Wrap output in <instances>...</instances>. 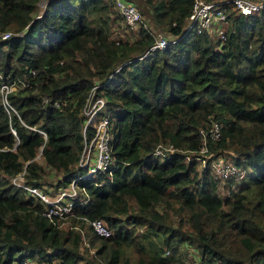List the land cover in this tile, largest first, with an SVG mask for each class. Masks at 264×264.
Masks as SVG:
<instances>
[{
    "label": "trees",
    "instance_id": "obj_1",
    "mask_svg": "<svg viewBox=\"0 0 264 264\" xmlns=\"http://www.w3.org/2000/svg\"><path fill=\"white\" fill-rule=\"evenodd\" d=\"M141 1L173 35L143 55L154 39L143 20L134 37H110L112 0H0V75L14 82V110L0 101V264H177L184 245L197 252L192 264H264V3L226 10L212 36L184 27L192 0ZM94 83L111 120L110 176L77 179L86 200L48 218L43 201L9 178L23 170L40 186L37 150L61 171L55 189L82 171L80 108ZM212 119L220 134L207 149L229 148L244 170L220 183L225 195L207 165L186 158ZM162 143L174 149L160 156ZM92 218L110 233L98 234Z\"/></svg>",
    "mask_w": 264,
    "mask_h": 264
},
{
    "label": "built area",
    "instance_id": "obj_2",
    "mask_svg": "<svg viewBox=\"0 0 264 264\" xmlns=\"http://www.w3.org/2000/svg\"><path fill=\"white\" fill-rule=\"evenodd\" d=\"M112 1L113 7L126 24L133 25L141 20L140 11L129 0ZM263 3L264 0H192L190 10L185 17L184 27L193 29L196 32H206L209 35L214 32L219 36L224 29V27L221 29L220 26L227 21L226 10L231 9L237 13L247 14L259 10ZM8 33L9 31H4L1 36L5 37ZM153 37L152 43L142 55L153 49H160L168 41L173 40V35L168 32L158 31L156 35L153 34ZM0 79V101L9 114V111L14 110V108L9 104L6 95L13 88L14 82L3 78L2 75H0ZM96 84L94 83L88 89L80 108L83 140L76 165L81 166L82 171L77 172L67 185L57 189L52 196L40 186L26 183L23 178V170L11 175L9 178L12 183L21 186L28 194L43 201L45 207L41 213L48 218L52 214L58 217L64 216L70 210L73 201L81 203L86 200L87 194H85L82 186L81 193L78 192L77 179L103 171H107V176H110V165L113 164L110 149L111 120L108 118V108L104 96L95 92ZM43 99L45 100L46 97ZM52 104L57 105V101L54 100ZM87 128H91L89 137L84 136ZM10 131L14 134L13 127H10ZM38 131L43 133L41 130ZM199 132L201 134V144L197 152L193 153V157L200 158L203 163L202 166L207 165L212 176L218 179L219 183L220 181L225 182L229 178L236 179L241 177L244 173L242 167L220 153L212 156V152L207 149V139L214 140L219 137V122L212 119L209 125L204 129L200 128ZM172 149L174 147L170 143H162L156 145L154 152L162 156L165 151ZM199 151L200 153H198ZM186 158L189 157L186 156ZM88 222L98 234L108 235L110 233L109 228L101 218H92ZM23 263L55 264L49 261L37 262L33 259H25Z\"/></svg>",
    "mask_w": 264,
    "mask_h": 264
},
{
    "label": "rangeland",
    "instance_id": "obj_3",
    "mask_svg": "<svg viewBox=\"0 0 264 264\" xmlns=\"http://www.w3.org/2000/svg\"><path fill=\"white\" fill-rule=\"evenodd\" d=\"M138 1V3L136 2ZM136 1H132V3L138 8V10L140 11L141 13V20L133 25H128L126 24L122 18L119 16V14L117 13L116 9L111 6V13H109V17L111 18L110 19V25H109V35L110 37H113V38H127V39H130L132 37H134V35L136 34V29L138 27V24L143 20L145 23V26L150 29V31L156 35V33L158 31H161V32H165L164 30H162V28L158 27L152 17H151V13L149 11V8L145 7V6H140L139 4L142 3L141 0H136ZM137 3V4H136ZM43 5V3L41 1H38L37 3V8L40 9L41 6ZM225 23L222 24L221 29L224 27L225 28ZM220 29V30H221ZM212 36H217V34H215L214 32L211 33ZM40 151L37 150L35 155H34V158L35 160H37L39 162V164L42 166L43 168V171L41 173V180H40V187L42 189H44L50 196L53 195V193L61 188H56L53 187L52 183L56 180V178L60 177L61 176V171H57V170H53V169H50L48 166L44 165L43 162H42V158H41V155L39 153ZM197 152V151H196ZM196 152H190V154H188V157H193V153H196ZM192 153V154H191ZM200 153V151L198 152ZM221 154L224 156V157H231L232 152L230 151L229 148H225L221 151ZM196 157V156H195ZM197 163H196V166L198 168H200L202 166V161L200 160V158L196 157L195 158ZM231 159V158H230ZM224 181H220V183H223ZM220 183H219V180H218V191L221 195H225V189L223 187L220 186ZM66 217V215H61V217L59 218H62L64 219ZM170 219L172 220L173 223L176 222V217H175V214L173 212L170 211ZM141 229V228H140ZM139 229V230H140ZM86 244L84 243H81L80 247H86L85 246ZM183 247V246H182ZM93 248L94 246L92 245H89L87 247V255L89 256L92 251H93ZM187 252H185V256L183 257V259L179 262H177V264H192V260L194 258L197 257V252L194 248L188 246V245H184L183 247ZM54 261H57L56 259H53Z\"/></svg>",
    "mask_w": 264,
    "mask_h": 264
}]
</instances>
